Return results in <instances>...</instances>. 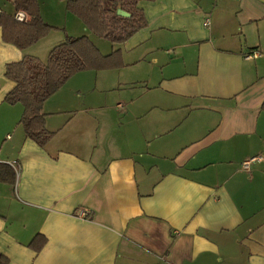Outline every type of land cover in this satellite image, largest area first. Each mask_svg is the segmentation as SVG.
Listing matches in <instances>:
<instances>
[{"label": "crops", "instance_id": "obj_1", "mask_svg": "<svg viewBox=\"0 0 264 264\" xmlns=\"http://www.w3.org/2000/svg\"><path fill=\"white\" fill-rule=\"evenodd\" d=\"M66 1L37 0L46 24L64 21V34L42 38L50 50L87 36ZM115 2L129 19L109 13L111 49L92 42L102 55L118 50L122 65L77 72L44 101V146L26 137L23 105L5 101L15 86L5 71L50 50L19 49L0 26V255L264 264V0ZM15 12L0 0V14Z\"/></svg>", "mask_w": 264, "mask_h": 264}, {"label": "trees", "instance_id": "obj_2", "mask_svg": "<svg viewBox=\"0 0 264 264\" xmlns=\"http://www.w3.org/2000/svg\"><path fill=\"white\" fill-rule=\"evenodd\" d=\"M9 1L15 11L23 10L29 19L25 22H18L14 15L1 13L0 26L5 42L11 43L19 49H26L53 29L42 20L37 0ZM136 1L138 0H129L128 3L133 6ZM117 5L118 3L115 2L114 7L111 8L108 0L66 1V9L81 19L85 27L100 38L109 37L113 31L112 24H110L112 17L118 22L129 19L114 13ZM119 5L132 13L133 9L127 8L120 2ZM111 12L113 15L109 17ZM134 25L137 26L136 23ZM127 28L123 25L121 27L125 30ZM121 65L118 50L109 55H102L87 36L65 37L64 41L50 50L45 60L27 55L20 61L6 65L5 77L13 81L15 86L5 96V101L9 104L20 103L23 105L24 111L20 123L26 137L44 146L52 135V132L48 131L44 125V114L41 112L44 101L77 72L111 69ZM1 167L5 168L6 165L0 164ZM0 264H6L5 258L1 255Z\"/></svg>", "mask_w": 264, "mask_h": 264}, {"label": "rangeland", "instance_id": "obj_3", "mask_svg": "<svg viewBox=\"0 0 264 264\" xmlns=\"http://www.w3.org/2000/svg\"><path fill=\"white\" fill-rule=\"evenodd\" d=\"M50 3H51V0H41V4L43 5V7H45L44 9H50ZM78 18V17H77ZM80 21H81V19H79ZM82 22V21H81ZM64 21L62 20V22H61V24H59V25H61V26H58V27H53V29H51L48 33H47V35L50 33V32H54V33H56V35L55 36H57L58 34H64L65 33V29L63 28L64 27ZM83 23V22H82ZM47 35H45L43 38H45ZM88 37H89V39L91 40V41H93L94 43H96L97 45H98V47H99V49H104L103 47L106 45H108V47H109V49H111V46H110V43L108 42V41H106L105 39H103V38H100V37H98V36H95L93 33H91V31H89L88 30V32H87V34H86ZM66 37H71V36H66ZM64 40H65V38H64ZM63 40V41H64ZM48 41V42H47ZM49 41H51L50 39H40L39 41H37L36 43H34L33 45H34V49H35V55L36 56H38V57H41L40 55H42V57L44 58L46 55H47V53H48V51L50 50V48L49 47H52V46H50L51 44H49ZM46 42V43H45ZM107 42V43H106ZM54 45V44H53ZM33 49V50H34ZM104 70H109V69H104ZM110 70H112V69H110ZM94 71H97V70H94ZM73 76V75H72ZM71 76V77H72ZM70 77V78H71Z\"/></svg>", "mask_w": 264, "mask_h": 264}, {"label": "built area", "instance_id": "obj_4", "mask_svg": "<svg viewBox=\"0 0 264 264\" xmlns=\"http://www.w3.org/2000/svg\"><path fill=\"white\" fill-rule=\"evenodd\" d=\"M20 14H23V18L22 19L19 18L20 17ZM14 18L18 22H25V21H27L29 19V16L23 10H18V11H16L14 13ZM205 24L206 25L209 24V19L208 18L205 19ZM259 159H260L259 157H253V158H251V159L246 160L245 162H243L242 166L244 168H248L251 163H253L255 161H258Z\"/></svg>", "mask_w": 264, "mask_h": 264}, {"label": "water", "instance_id": "obj_5", "mask_svg": "<svg viewBox=\"0 0 264 264\" xmlns=\"http://www.w3.org/2000/svg\"><path fill=\"white\" fill-rule=\"evenodd\" d=\"M122 15H125V16H127L128 14H127L126 12H122Z\"/></svg>", "mask_w": 264, "mask_h": 264}, {"label": "clouds", "instance_id": "obj_6", "mask_svg": "<svg viewBox=\"0 0 264 264\" xmlns=\"http://www.w3.org/2000/svg\"><path fill=\"white\" fill-rule=\"evenodd\" d=\"M19 18H21V19H22V18H23V14H20V17H19Z\"/></svg>", "mask_w": 264, "mask_h": 264}]
</instances>
